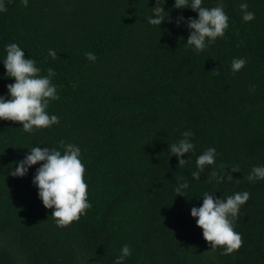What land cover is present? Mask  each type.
<instances>
[{"label":"trees","instance_id":"trees-1","mask_svg":"<svg viewBox=\"0 0 264 264\" xmlns=\"http://www.w3.org/2000/svg\"><path fill=\"white\" fill-rule=\"evenodd\" d=\"M0 12V96L11 99L6 45L17 43L36 61L40 76L52 68L59 100L47 109L59 123L25 132L21 122L0 119V264H114L127 244L123 264H264V179H244L264 166V0H222L229 27L203 51L186 46L187 18L198 12L166 0L160 26L147 18L157 0H4ZM220 0H202L211 8ZM246 2L255 19L244 22ZM185 22L177 25L178 17ZM207 43V41H206ZM57 52V58L49 55ZM93 52L95 61L85 53ZM234 58L246 65L233 72ZM219 73L217 75L216 73ZM253 86L254 89H253ZM191 131L195 148L179 157L169 145ZM72 143L86 167L85 215L58 227L33 183L31 166L11 176L34 146ZM216 164L201 179L191 173L206 149ZM238 165L231 182H208ZM176 177L188 181L177 195ZM248 191L234 229L243 244L231 255L214 251L191 215L205 192L217 198Z\"/></svg>","mask_w":264,"mask_h":264},{"label":"clouds","instance_id":"clouds-1","mask_svg":"<svg viewBox=\"0 0 264 264\" xmlns=\"http://www.w3.org/2000/svg\"><path fill=\"white\" fill-rule=\"evenodd\" d=\"M29 0H21L24 7L28 6ZM166 0H157L152 8L153 15L147 18V22L153 26H160L166 18L164 4ZM174 8L183 9L191 7L198 12V18H187L186 26L191 29L187 38L186 46H191L197 52L203 51L210 43L225 34L229 27V17L224 11L225 5L220 2L211 8L202 7V0H175ZM243 13L244 22L255 19V13L248 11L246 2L239 5ZM4 0H0V12H6ZM185 22L180 16L176 23L178 26ZM207 41V43H206ZM49 55L55 59L57 52L49 49ZM90 61L96 60L93 52L85 53ZM247 63L244 58H234L231 62L232 71H240ZM6 75L15 78V83L7 85L11 99L0 96V119L21 122L23 130L31 133L34 128H47L59 123V117L50 115L47 111L52 100H59L56 86L52 78L56 75L55 70L49 68L47 76H40L41 69L36 66V61L26 58L24 50L17 43L6 45V58L4 59ZM219 75V73H216ZM255 86H253L254 89ZM194 133L185 131L183 138L169 145L171 155L179 157V168L183 167L188 160L183 159L185 153L194 150L195 145L190 137ZM64 149L63 154L56 148L34 146L23 160L14 162L16 166L9 172L11 176H25L31 166L38 162H44L36 170L33 183L39 188V197L46 208L55 210L52 217L58 227H67L72 222L78 221L81 215H85L92 207L88 201V184L85 181L86 167L81 159V149L72 143L60 142ZM217 151L214 147L206 149L196 160L197 170L191 175L195 180L201 179V173L205 172L206 166L216 164ZM241 171L238 165L231 166L221 174L215 167L208 173V182L215 180L217 183L225 180H233L232 173ZM178 183L175 189L177 195H185L188 181L183 177H176ZM250 182L264 179V166H253L251 172L244 177ZM250 199L248 191L237 192L226 198H217L215 192L203 194V204L200 207H192L191 215L197 219V225L203 229V237L210 243L213 251L218 247L223 248L222 255H231L238 251L242 244V235L235 231L234 222L242 205ZM132 255L131 248L125 244L121 248V255L116 258L114 264H123L126 257Z\"/></svg>","mask_w":264,"mask_h":264}]
</instances>
